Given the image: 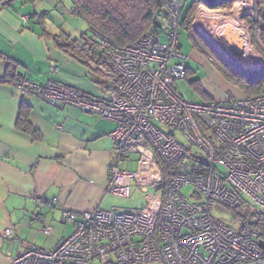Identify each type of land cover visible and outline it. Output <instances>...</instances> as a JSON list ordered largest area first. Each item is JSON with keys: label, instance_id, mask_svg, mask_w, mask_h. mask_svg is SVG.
<instances>
[{"label": "built area", "instance_id": "1", "mask_svg": "<svg viewBox=\"0 0 264 264\" xmlns=\"http://www.w3.org/2000/svg\"><path fill=\"white\" fill-rule=\"evenodd\" d=\"M161 1L168 29L145 34L133 45L118 47L90 30L98 52L91 55L89 69L100 76L98 94L56 82H15L24 96L114 122L117 165L109 192L124 196L136 181L146 188L147 203L135 213L64 211L61 220L75 226L73 234L53 250L33 245L13 264H264L255 227L244 218L231 226L213 216L217 204L234 210L246 201L264 210V93L228 103L180 95L178 84L189 70L180 45L187 0ZM233 1L230 8L202 2L190 29L210 62L253 83L264 76V59L252 41V33L258 40L264 31V0ZM146 150L155 153L163 168L180 165L160 196L148 193L156 182L150 174L153 160L143 156L136 172L119 167ZM187 186L193 188L189 195ZM52 231L43 228L47 236Z\"/></svg>", "mask_w": 264, "mask_h": 264}, {"label": "crops", "instance_id": "2", "mask_svg": "<svg viewBox=\"0 0 264 264\" xmlns=\"http://www.w3.org/2000/svg\"><path fill=\"white\" fill-rule=\"evenodd\" d=\"M74 9L73 0H0V264H13L33 245L53 250L71 236L75 226L62 222L64 211H120L112 208L113 198L129 199L133 186L146 192L136 181L124 196L109 192L117 165L114 122L70 106L53 107L15 87L27 79L98 94V77L89 66L58 46L85 35L81 22L86 23ZM23 104L31 107L40 141L17 128ZM53 199V205L45 204ZM45 226L51 235L43 233Z\"/></svg>", "mask_w": 264, "mask_h": 264}, {"label": "trees", "instance_id": "3", "mask_svg": "<svg viewBox=\"0 0 264 264\" xmlns=\"http://www.w3.org/2000/svg\"><path fill=\"white\" fill-rule=\"evenodd\" d=\"M73 3L75 7L73 12L86 23L88 33L79 40H65L59 43L58 46L87 66H90L93 61L91 55L98 52L95 45L90 42L91 40L93 41L90 34L91 29L101 33L118 47L133 45L145 34L166 31L163 24L164 22L166 23V14L161 0H73ZM201 3V0H195L182 22L181 27L183 26L189 32L191 18ZM233 3V0H224L219 3L218 8H230ZM262 35L264 36V32ZM190 72L189 70L187 77ZM97 83H99V77L97 78ZM255 83L256 81L252 84H247L245 88L248 98L264 93V87H256ZM207 101L213 100L207 98L205 102ZM30 113L31 107L23 104L19 111L17 128L31 135L34 140L40 141L42 140V135L32 126ZM179 166L163 168V177L158 183V191L165 192L169 181L180 173ZM232 211L236 218H244L247 225L255 227L259 231L260 240H264V212L254 209L246 201H243L237 209Z\"/></svg>", "mask_w": 264, "mask_h": 264}, {"label": "rangeland", "instance_id": "4", "mask_svg": "<svg viewBox=\"0 0 264 264\" xmlns=\"http://www.w3.org/2000/svg\"><path fill=\"white\" fill-rule=\"evenodd\" d=\"M194 1L195 0L187 1L180 20L181 25L185 16L187 15L188 10L193 5ZM197 8L194 14L196 13ZM163 24L165 28L164 30H167L168 24L165 22ZM81 29H82L81 35L84 33L85 34L88 33L87 26L82 22H81ZM252 35H253L252 37L253 44L257 48V51L261 53V56L264 59V49L261 46V44H263L264 46V40L261 39L260 36L259 39L257 40L255 33H252ZM164 41L165 39H163V42ZM202 44H203L202 41L198 39L196 36H194L191 29L189 32L183 26L181 27L180 29L181 52L184 56L188 58L189 70L191 72L187 77V79L179 82L178 84L179 94L187 99H194L197 102H205L206 99L209 98L219 103H228L231 101L247 98V93L245 91V88L247 84H252V83H249L245 77L241 75L234 76L231 73H228L226 70H223L222 67L217 66L214 63L210 62L208 56H206V52L203 50L204 48L202 47ZM94 74H97V72ZM96 76L100 78L98 74ZM255 84L256 87H264V76L258 79ZM176 138L178 141L183 143V138L181 135H176ZM132 150L134 151L135 148L132 147ZM143 156L149 160L154 161L150 174L151 177L156 181V184L149 186L148 193L151 195L160 196L161 192L158 191V183L163 177V166L159 161H156V155L154 152H152V150H146V151H142L141 153L134 154L131 160L127 163L123 162L120 165V168L128 170L130 172L138 171L140 165L139 160ZM192 192H193V188L191 186H187L186 188H184V193H186L187 195L191 194ZM146 196H147L146 192L137 189L135 186H133L131 190V196L129 199L113 198L114 203L112 208L120 211H130V212L141 211L146 206ZM258 210L264 211L260 209ZM213 216L216 219L222 221L223 223H226L231 226H235L238 220V218H236L232 210L226 209L224 206L218 204L213 210Z\"/></svg>", "mask_w": 264, "mask_h": 264}, {"label": "water", "instance_id": "5", "mask_svg": "<svg viewBox=\"0 0 264 264\" xmlns=\"http://www.w3.org/2000/svg\"><path fill=\"white\" fill-rule=\"evenodd\" d=\"M210 8H217L219 0H201ZM260 247L264 250V240H259Z\"/></svg>", "mask_w": 264, "mask_h": 264}, {"label": "bare ground", "instance_id": "6", "mask_svg": "<svg viewBox=\"0 0 264 264\" xmlns=\"http://www.w3.org/2000/svg\"><path fill=\"white\" fill-rule=\"evenodd\" d=\"M214 49L216 50V51H218V49L216 48V47H214ZM240 50H241V47H240ZM225 55V54H224ZM120 167V166H119ZM100 210V209H99ZM52 234V233H51Z\"/></svg>", "mask_w": 264, "mask_h": 264}]
</instances>
